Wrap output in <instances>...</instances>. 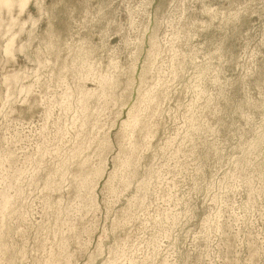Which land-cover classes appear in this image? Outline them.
<instances>
[{"label": "rangeland", "instance_id": "1", "mask_svg": "<svg viewBox=\"0 0 264 264\" xmlns=\"http://www.w3.org/2000/svg\"><path fill=\"white\" fill-rule=\"evenodd\" d=\"M0 264H264V0H0Z\"/></svg>", "mask_w": 264, "mask_h": 264}, {"label": "bare ground", "instance_id": "2", "mask_svg": "<svg viewBox=\"0 0 264 264\" xmlns=\"http://www.w3.org/2000/svg\"><path fill=\"white\" fill-rule=\"evenodd\" d=\"M4 2H10V0H3ZM131 117V116H130ZM138 118V117H137ZM139 119V118H138ZM136 121V120H135ZM140 124V123H139ZM151 140V139H150ZM136 146V145H135ZM127 147V146H126Z\"/></svg>", "mask_w": 264, "mask_h": 264}]
</instances>
